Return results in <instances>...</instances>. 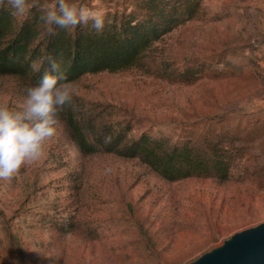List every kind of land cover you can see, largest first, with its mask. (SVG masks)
I'll list each match as a JSON object with an SVG mask.
<instances>
[{
    "label": "rangeland",
    "instance_id": "1",
    "mask_svg": "<svg viewBox=\"0 0 264 264\" xmlns=\"http://www.w3.org/2000/svg\"><path fill=\"white\" fill-rule=\"evenodd\" d=\"M105 15L134 0H74ZM46 156L0 180V264H189L264 222V0H201L130 68L86 73ZM28 78L0 75V102ZM71 112L230 155L226 181H168L137 158L82 154Z\"/></svg>",
    "mask_w": 264,
    "mask_h": 264
},
{
    "label": "trees",
    "instance_id": "2",
    "mask_svg": "<svg viewBox=\"0 0 264 264\" xmlns=\"http://www.w3.org/2000/svg\"><path fill=\"white\" fill-rule=\"evenodd\" d=\"M201 0H134L132 8L105 15L100 34L91 23L68 31L56 28L49 35L33 7L26 15L13 17L7 0L0 4V75L38 82L49 61L60 63L70 81L86 73L116 72L130 68L142 53L177 25L194 17ZM71 140L84 155L113 153L137 158L168 181L188 177H212L226 181L230 155L216 148L199 149L188 141L170 143L165 137L143 131L129 138L128 125L96 127L69 111L65 117Z\"/></svg>",
    "mask_w": 264,
    "mask_h": 264
},
{
    "label": "clouds",
    "instance_id": "3",
    "mask_svg": "<svg viewBox=\"0 0 264 264\" xmlns=\"http://www.w3.org/2000/svg\"><path fill=\"white\" fill-rule=\"evenodd\" d=\"M7 5L13 17L37 8L49 35L56 28L68 31L89 23L100 34L105 26L103 11L74 0H7ZM49 63L22 100L0 102V180L10 181L22 167L42 162L46 145L57 135L60 114L72 104L73 82L55 59Z\"/></svg>",
    "mask_w": 264,
    "mask_h": 264
},
{
    "label": "water",
    "instance_id": "4",
    "mask_svg": "<svg viewBox=\"0 0 264 264\" xmlns=\"http://www.w3.org/2000/svg\"><path fill=\"white\" fill-rule=\"evenodd\" d=\"M189 264H264V222L234 233Z\"/></svg>",
    "mask_w": 264,
    "mask_h": 264
}]
</instances>
